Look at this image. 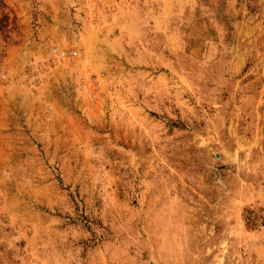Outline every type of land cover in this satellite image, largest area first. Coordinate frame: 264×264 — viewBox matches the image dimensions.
<instances>
[{"label": "rangeland", "instance_id": "rangeland-1", "mask_svg": "<svg viewBox=\"0 0 264 264\" xmlns=\"http://www.w3.org/2000/svg\"><path fill=\"white\" fill-rule=\"evenodd\" d=\"M0 264H264V0H0Z\"/></svg>", "mask_w": 264, "mask_h": 264}, {"label": "built area", "instance_id": "built-area-1", "mask_svg": "<svg viewBox=\"0 0 264 264\" xmlns=\"http://www.w3.org/2000/svg\"><path fill=\"white\" fill-rule=\"evenodd\" d=\"M61 55H64V52L63 51L61 52Z\"/></svg>", "mask_w": 264, "mask_h": 264}]
</instances>
